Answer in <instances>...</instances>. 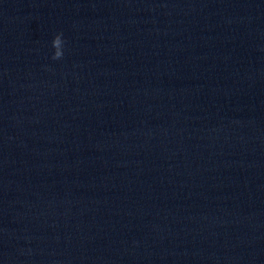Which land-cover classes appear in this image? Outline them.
I'll use <instances>...</instances> for the list:
<instances>
[{
    "label": "clouds",
    "instance_id": "9594fccd",
    "mask_svg": "<svg viewBox=\"0 0 264 264\" xmlns=\"http://www.w3.org/2000/svg\"><path fill=\"white\" fill-rule=\"evenodd\" d=\"M63 34L58 33L54 36L52 40V47L54 49L52 59L53 60H59L62 59L64 52H63V45L65 41L62 39Z\"/></svg>",
    "mask_w": 264,
    "mask_h": 264
}]
</instances>
